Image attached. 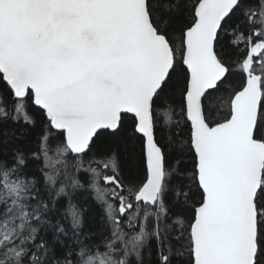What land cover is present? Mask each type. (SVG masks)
<instances>
[{"label": "snow or ice", "instance_id": "1", "mask_svg": "<svg viewBox=\"0 0 264 264\" xmlns=\"http://www.w3.org/2000/svg\"><path fill=\"white\" fill-rule=\"evenodd\" d=\"M0 264H264V0H0Z\"/></svg>", "mask_w": 264, "mask_h": 264}]
</instances>
